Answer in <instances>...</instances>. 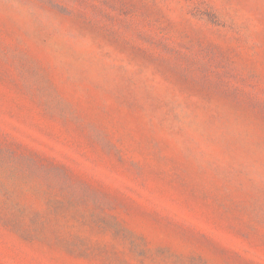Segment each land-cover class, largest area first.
<instances>
[{
	"label": "rangeland",
	"instance_id": "1",
	"mask_svg": "<svg viewBox=\"0 0 264 264\" xmlns=\"http://www.w3.org/2000/svg\"><path fill=\"white\" fill-rule=\"evenodd\" d=\"M0 264H264V0H0Z\"/></svg>",
	"mask_w": 264,
	"mask_h": 264
}]
</instances>
